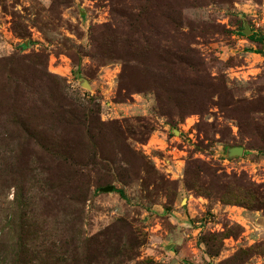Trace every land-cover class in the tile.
Masks as SVG:
<instances>
[{"label": "rangeland", "instance_id": "obj_1", "mask_svg": "<svg viewBox=\"0 0 264 264\" xmlns=\"http://www.w3.org/2000/svg\"><path fill=\"white\" fill-rule=\"evenodd\" d=\"M0 264H264V0H0Z\"/></svg>", "mask_w": 264, "mask_h": 264}, {"label": "water", "instance_id": "obj_2", "mask_svg": "<svg viewBox=\"0 0 264 264\" xmlns=\"http://www.w3.org/2000/svg\"><path fill=\"white\" fill-rule=\"evenodd\" d=\"M243 150L242 147H232L229 150V154H239L241 151ZM102 191H111L112 190V186H105L101 188Z\"/></svg>", "mask_w": 264, "mask_h": 264}]
</instances>
